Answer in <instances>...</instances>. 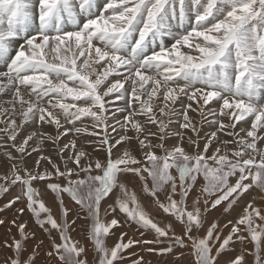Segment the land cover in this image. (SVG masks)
Returning a JSON list of instances; mask_svg holds the SVG:
<instances>
[{
	"label": "snow or ice",
	"instance_id": "snow-or-ice-1",
	"mask_svg": "<svg viewBox=\"0 0 264 264\" xmlns=\"http://www.w3.org/2000/svg\"><path fill=\"white\" fill-rule=\"evenodd\" d=\"M65 24L74 25L75 30H65ZM34 26L35 33L31 31ZM165 37L174 40L170 48L164 46ZM158 41L157 51L154 46ZM184 48L197 55L182 51ZM81 57L85 58L78 70ZM0 64L7 66V71L0 72V77L6 78L0 80V93L6 88L12 91V112L19 104L21 124L38 119L57 129L55 136L32 133L18 141L16 119L0 121L5 123L6 140H11V147L20 154L7 153L11 169L7 175H0V180L7 181L8 187L20 188L27 209L41 228L48 225L45 231L50 235L52 230L58 233L60 242L51 239V250L46 254L49 258L58 264H120L122 253L134 244L162 243L160 238H166L167 247L148 251L167 254L173 253L174 247H190L195 264H246V251L232 256L227 250L235 242L234 237L242 244L250 237L255 264H264V225L255 223V218L264 221V214L253 203L244 207L235 223L229 221L232 227L226 236H221L215 222L206 227L210 209L223 206L228 212L249 189L255 186L264 190V0H0ZM113 75L118 78L109 81ZM125 83L129 85L127 89ZM129 95L131 99H126ZM158 95L164 102L158 107L159 117L153 110V99ZM180 95L197 102V109L189 103L180 113L181 128L191 130L196 138L175 132L178 142L166 148L161 141L171 131L168 124L176 114L171 105ZM105 97L126 100L128 107L117 109L127 112L123 121L113 113L116 123H109L106 104L110 101ZM213 101L221 107L218 112L211 108L208 111L227 117V123L219 119L215 122L218 131L232 139L220 140L213 132L201 146L188 110L203 115V109ZM133 104L139 107H132ZM137 116H144L145 120L136 119ZM84 117L92 120L93 128L104 129L99 142L106 151L104 160L87 159L82 164L88 153L77 151L73 140L62 145L58 153L72 151L70 159L76 168L65 164L61 171L51 157L45 156L37 159L35 169L29 168L24 157L30 155L29 141L34 136L57 143L70 132L87 133V126H76ZM163 117H168L167 122ZM61 118L72 127L64 128ZM242 121L249 123L250 129L243 124L237 129ZM148 124L156 125V131L149 129ZM117 126L121 132H117ZM61 128L63 132L59 131ZM108 128L117 132V137H110ZM129 131L134 134L128 135ZM90 134L99 135L95 131ZM258 141L262 142L259 147ZM156 149L162 150L163 155H158ZM40 160H46L51 170L40 171ZM173 168L179 174V183L170 171ZM200 174L206 182L202 190L206 198L193 195L190 199ZM53 177L64 178L66 183L51 182ZM229 177H235L234 182L229 183ZM45 180L50 181L45 187L57 194L59 216L43 200L36 199L38 191L33 182ZM137 180L142 190L154 198L156 211L168 214L170 222L161 226L145 211L128 186ZM84 186L88 193L81 196L79 189ZM7 190L0 185V192ZM161 191L163 200L158 195ZM63 192H68L92 219L85 239H91L99 255L94 253L91 260L89 249L71 240L69 229L76 221L69 222L68 213L72 210L65 206ZM105 198L114 203L103 207L101 201ZM20 199L16 196L4 207L11 208ZM117 209L124 214L123 223L151 229L156 239L129 238L124 242L127 233L121 232L120 242L109 249L102 237L122 226L121 220L114 216L108 224H102L100 215L117 213ZM24 211L18 209L21 215ZM42 213L46 214L43 218ZM11 223L18 228L20 239L13 237L11 244L3 241L13 255L2 264H37L36 250L44 242L39 241L29 252L26 224L17 225L16 220ZM201 230L206 235H198Z\"/></svg>",
	"mask_w": 264,
	"mask_h": 264
},
{
	"label": "rangeland",
	"instance_id": "rangeland-1",
	"mask_svg": "<svg viewBox=\"0 0 264 264\" xmlns=\"http://www.w3.org/2000/svg\"><path fill=\"white\" fill-rule=\"evenodd\" d=\"M65 30L73 31L75 30V26L71 24H65L64 25ZM33 33H35V26L31 29ZM180 31H183V29H180ZM174 40L171 37H165L164 38V46L166 48H170ZM198 42V41H197ZM155 49L159 50V41L157 42V45L154 46ZM182 51L190 52L192 55H197V53L194 50H190L187 48L182 49ZM85 57H81L80 60L77 62L78 64V70H79V64ZM92 67H98L97 65L93 64ZM7 71V66L4 64H0V72ZM118 77L109 76L108 80L112 81ZM6 78L0 77V80H5ZM92 79H95V75L93 74ZM70 86H73L71 82H69ZM107 84V81H106ZM129 85H125V88L127 89ZM103 89V86H101ZM5 92H8V98H6L5 102H8L12 106V100H13V93L10 89L6 88ZM3 92V93H5ZM23 92V89H22ZM3 93H0V97ZM106 100H109L110 103L106 104V108L108 109L106 115L109 118L110 124H115L116 119L113 118V113H115V117L119 120L123 121L125 116L127 115V112L124 111H117V109H123L127 108L128 105L126 104V100H115L111 97H105ZM126 99H131L130 95L126 97ZM155 99V100H154ZM153 99V105H154V112L159 117L160 114L158 112V107L163 106V99L161 95H158ZM185 101L182 99L183 106H181V103L178 104L180 101L177 99L174 105L171 107L175 108L174 106L186 108L189 103H192V101H189L187 97L184 96ZM187 101V102H186ZM186 103V104H185ZM16 105V112L13 113L12 109L10 114H4L2 117H0V121H8L10 118H15L17 121V131L18 136L17 140L20 141L23 138L27 137L28 135H31L32 133L42 134L44 123L39 122L38 119H33V124L31 123L30 126H27V123L21 124L22 118L20 120H17L18 116V106ZM213 105H210L211 109ZM132 107H139L138 104H133ZM194 107V106H193ZM221 107V104L219 105V108ZM209 108V105L207 106ZM217 108V107H216ZM218 108V110H219ZM216 110V109H214ZM218 110H216L218 112ZM228 111V110H225ZM177 112V111H176ZM176 115V114H175ZM173 115L171 117V123L168 124V128L171 129L168 136L161 141L166 148H171L173 145H175L179 138L174 135L175 132H181L185 133L187 136H192L194 139L196 138V134H189V130H184L181 128V124L183 122V117L180 115L175 117ZM199 113V116H189L193 123L196 125L197 129L199 130V143L201 146H203L205 138L211 137V134L213 132L217 133V137L220 140H231L232 138L227 136L225 132L218 131V124L215 122L217 119L222 120L224 123H227V117H218L214 116L211 113L208 112V110H203V115ZM136 119H139L141 121L145 120L144 116H137ZM165 122H167L168 117H163ZM248 120H251L248 118ZM211 121V125L210 124ZM61 123L64 125V128H70L72 125L68 124L61 118ZM92 120L89 117H84L82 121H77L76 126L78 127H85L87 126L89 131L87 133H81L76 134L74 132L68 133L67 136H61L60 144H65L75 140L76 142V150H83L86 153H88V157L82 158L81 163L84 164L85 160L87 159H101L104 160L106 157V151L104 148L100 147V140L103 139L104 136V129L102 127L100 128H93L92 126ZM208 123V124H207ZM241 124L246 129H250V124L242 121L240 124H237V129L240 128ZM149 129L152 131H156V125L148 124L146 125ZM201 127L204 128V133L201 130ZM5 128V124L3 122H0V175H7L8 172L11 169V163L9 162L7 153H11L13 156H19L20 154L16 152V149L14 147H11L12 141L6 140V133L3 131ZM26 128V130H25ZM59 131L63 132V128H61ZM98 132L99 135H91V132ZM108 133L110 137L115 138L117 137V132H121L122 130L117 126V132H113L111 128H108ZM264 132V131H263ZM57 131L53 133V136H55ZM128 135H131V131L127 133ZM243 135V133H241ZM194 135V136H193ZM261 135V133H260ZM81 136V137H80ZM65 138V140H64ZM70 138V139H69ZM250 139V138H249ZM65 142H64V141ZM154 142H156L154 140ZM135 143V142H134ZM216 141L213 140V144H215ZM259 145H261V141H258ZM4 145V146H3ZM34 145V146H33ZM7 146V148H6ZM29 152L30 155L25 156L24 158L27 161L28 166H30V169L36 168V161L41 156L45 157H51L52 161L60 167L61 171H64L65 164H67V167L70 168H76V165L71 161L70 157L74 154L72 151L65 150L64 153H58L55 152L53 148H49L47 140L40 139L37 136L33 137V140L29 141ZM5 147V149H4ZM61 147V145H60ZM94 147V148H93ZM32 148H37V151H32ZM3 149V150H2ZM8 149V150H7ZM59 149V148H58ZM187 151L191 152V149H186ZM115 151V150H114ZM123 151V149H121ZM158 155H163V151L160 149H156ZM212 152V148H209V153ZM67 156H66V154ZM64 154V155H63ZM134 155L139 156L138 153L134 152ZM66 157V158H65ZM258 159V157H257ZM212 162L209 161V164ZM35 166V167H34ZM45 169L51 170V165L48 164L46 160H40V171H44ZM172 175L177 178V183H179V174L178 172L173 168L170 170ZM145 175H147L145 173ZM84 174L80 173V177L83 178ZM73 179H76L75 176H73ZM251 179V177L249 178ZM59 180L61 183H66L64 181V178H56L53 177V181L56 182ZM235 177H229V183L234 182ZM50 181H34L33 187L37 189L38 196L36 199L43 200L46 204V206H51L53 209V214L56 216L60 215L59 211V200L57 199V194L52 192L50 189H47L45 186ZM205 180L202 174L197 176V181L194 187V190L192 193H190V199L193 195H201L202 199L206 198V194H203L202 190L205 186ZM0 185H3L4 187H7V191L0 192V209H3L0 211V219L4 221L3 224H0V264L7 258L13 255V252L11 249L5 247L3 245V241L7 240L9 244L12 243V238L20 239L19 231L16 225H13L11 223L12 220H16V224L25 223L26 228L25 232L28 234V241L27 248L28 251L31 252L32 249L35 247L39 241H43V245L41 248L37 249V264H58V261L52 258H49L46 254L48 251L51 250L50 243L51 239L55 238L57 242H60L59 235L55 230H52L51 235L48 231H45V228H48L50 226L45 225V228H41L40 225L37 223L36 217L33 215L31 211H29L26 207V197H23L21 195V190L17 186H11L8 187V182L5 180H0ZM130 190L135 192L138 199L140 200L141 204L145 207V211L148 212L149 216H151L154 219V222H159L161 226H164V224L170 222L168 218V214H165L161 211H156V204L153 203L154 198L148 194L145 193L142 190V185L140 181H135L134 183H131L128 185ZM149 187H151V178L149 177ZM168 186L165 185V189L167 190ZM79 192L81 196H86L88 193L87 186L81 187L79 189ZM218 194V193H217ZM161 200H163V191L158 193ZM16 196H21V199L16 201L15 204L11 206V208H5L4 205L8 204L9 201L13 200ZM61 196L63 198L65 206H67L70 211L68 213V219L69 222L71 220H75L76 223L72 225V228L69 229V235L71 237L72 241H79L82 245H84L87 249H89V256L88 259H92V255L95 253L94 244L91 241V239H85V233L86 231L91 230L92 226V219L87 215L86 210H82L80 205L77 204L72 197L69 195L68 192L61 193ZM214 198V197H212ZM190 202V201H189ZM253 203L254 207L260 208L262 210V214H264V190L260 188H256L255 186L251 189H249L248 193H245L244 196L237 202V204L233 205V208L230 209L228 212H224L223 206H220L218 209H210L208 213V225L206 227L211 226V222H215L218 224V226L221 229V236H226L232 225L229 224V221H235L240 217L241 214H243L244 207L249 203ZM114 203L113 199L105 198V200L101 201V204L103 207H107L108 204ZM226 203V202H225ZM24 208L25 211L21 215L18 212V209ZM251 211V210H249ZM79 213L78 216L74 215L73 213ZM46 214H41V218L44 217ZM115 216V218L121 220L122 226H118L115 228H112L109 233L106 236H103L102 239L104 240L105 245L111 249L114 247V245L118 242H120V234L121 232L127 233V235L124 237V242H127L129 238L133 240H139V241H154L156 239V233L152 231L151 229H144L140 226L134 224V223H123L124 220V214L119 212V209H117V213L111 214V215H105L103 212H101L100 220L102 224H108L110 220ZM256 224L264 225V221H261L259 218H255ZM224 225H228L227 227H224ZM243 227V226H241ZM74 229V230H73ZM259 231V229H257ZM177 234H179V229L177 228ZM200 236L206 235L205 230H201V232L198 234ZM245 236H248L247 232H244ZM163 242L162 243H156V244H134L129 249L125 250L122 255L124 256L123 261L120 262V264H135V262H139V264H177V260H179V264H195V258L193 256L192 250L190 247H186L183 249L180 248H173V253H167V254H159L157 251L149 252L148 248H154L159 249L163 247H167L168 241L166 238H160ZM234 239V243L230 245L228 248V254L235 256L237 254H240L241 252H245V261L246 264H255V258L252 253H254V242H249V240H246L243 244ZM211 243V241H209ZM79 246V245H78ZM213 252H215V249H213ZM180 253H183L181 255ZM97 256L98 253H95ZM262 258H264V249H262L261 252ZM143 257L141 260L140 258Z\"/></svg>",
	"mask_w": 264,
	"mask_h": 264
},
{
	"label": "bare ground",
	"instance_id": "bare-ground-1",
	"mask_svg": "<svg viewBox=\"0 0 264 264\" xmlns=\"http://www.w3.org/2000/svg\"><path fill=\"white\" fill-rule=\"evenodd\" d=\"M128 83H125V85H127ZM152 85L151 84H149V85H147V87H151ZM163 91V89H161V92ZM9 96H8V92H5V93H3L2 95H1V97H0V104L3 106V107H10V109H12V106H11V104L10 103H8V102H5L6 100H5V98H8ZM142 99H143V97H142ZM182 99L185 101V99H184V96L183 95H180L179 96V98H178V100L180 101L179 103L176 101V103H178V104H180L181 102H183L182 101ZM155 100V99H154ZM187 102V101H186ZM170 103V102H169ZM186 104V103H185ZM192 104V107H193V109H197L198 108V105H197V102L195 101V100H193V102L191 103ZM210 105H213L212 106V108H214V109H216V110H218V108H219V105H220V103H218V102H216V101H213ZM210 105H209V108H210ZM19 106V105H18ZM172 106V105H171ZM181 106H183V104L181 103ZM175 107V110L177 111L176 112V115H175V117H177L178 115H179V113H181L185 108H182V107H179L178 108V106H174ZM217 107V108H216ZM17 108V107H16ZM137 108V107H136ZM209 108H204L203 110H208ZM17 110V109H16ZM18 110H20V108H18ZM10 111V110H9ZM166 111H167V109H166ZM209 112V111H208ZM199 113H201L200 111H193V110H191V109H189L188 110V115L189 116H199ZM202 116V115H201ZM22 118V116L21 115H18L17 116V120H20ZM249 119H252L251 117H249ZM33 122L34 121H28V122H26L27 123V126H30L31 125V123L33 124ZM5 124V123H4ZM208 124V123H207ZM209 125H211V121H210V124ZM44 128H43V131H42V133H49V134H51V135H53V133H55V131H57V129H56V127H55V125H51V124H48V123H44ZM25 130H26V128H25ZM201 130H202V132L204 131V128L203 127H201ZM187 131V130H186ZM199 131V130H198ZM262 132L264 131V130H261ZM195 134V133H193L191 130H189V134ZM204 133V132H203ZM134 133L131 131V135H133ZM242 135V134H241ZM258 135H260V133H258ZM194 136V135H193ZM81 137V136H80ZM232 138V137H231ZM70 139V138H69ZM64 140H65V138H64ZM63 140V141H64ZM65 142V141H64ZM47 143H48V146H49V148H53L54 150H55V152H58V148H60V145L62 146V145H64V144H60V142H57V143H53L51 140H47ZM66 143V142H65ZM133 143H134V141H133ZM258 145H259V143H258ZM4 146V145H3ZM34 146V145H33ZM1 147V146H0ZM2 148V147H1ZM6 148H7V146H6ZM94 148V147H93ZM4 149H5V147H4ZM3 150V149H2ZM8 150V149H7ZM66 154V153H65ZM64 155V154H63ZM66 156H67V154H66ZM66 158V157H65ZM30 167V166H29ZM35 167V166H34Z\"/></svg>",
	"mask_w": 264,
	"mask_h": 264
},
{
	"label": "crops",
	"instance_id": "crops-1",
	"mask_svg": "<svg viewBox=\"0 0 264 264\" xmlns=\"http://www.w3.org/2000/svg\"><path fill=\"white\" fill-rule=\"evenodd\" d=\"M5 100H6V98H5ZM9 110H10V111H9ZM4 111H5V114H10L11 109H10L9 106H8V107H3V106L0 104V117L3 116ZM18 115H20V110H18Z\"/></svg>",
	"mask_w": 264,
	"mask_h": 264
}]
</instances>
